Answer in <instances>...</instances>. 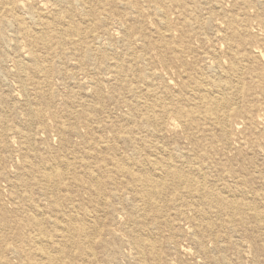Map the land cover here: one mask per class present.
Wrapping results in <instances>:
<instances>
[{"label": "rangeland", "instance_id": "1", "mask_svg": "<svg viewBox=\"0 0 264 264\" xmlns=\"http://www.w3.org/2000/svg\"><path fill=\"white\" fill-rule=\"evenodd\" d=\"M0 1V16L17 1L14 12L6 16L7 25L1 26L0 39L2 240L14 245L9 238L17 222L30 214L23 202L26 197L47 216L62 218L60 209L50 211L45 193L60 202L63 211L73 203L90 212L95 223L88 232L98 229L89 234L88 256L71 248L60 264H138L127 240L132 231L140 235L142 225L149 227L157 261L145 252L148 256L141 264H255L256 259L264 264V61L256 56L264 58V0H165L167 31L162 15L148 0H135L139 3L125 9L117 0ZM227 32L231 38L222 39ZM31 55L40 64L33 63ZM234 56L245 60L232 70ZM35 67L43 70L35 75L31 69ZM225 74L230 76L227 80L217 76ZM199 77L204 90L225 84L223 92H200L193 84ZM218 99H225V107L211 109L209 102ZM138 100L156 101L166 108L161 127L143 123L144 109L135 105ZM177 110L200 119L185 125L189 118L179 117ZM206 113L217 120H203ZM95 142L99 147H92ZM157 148L180 156L178 161L199 164L206 178L194 175L193 183L216 189L222 200L200 204L196 194H180L183 187L175 191L168 182L164 195L152 198L154 206H144L129 175L112 173L109 163H122L124 157L144 160ZM63 158L70 167L58 163ZM44 162L49 163L48 174L58 190H40ZM87 170L102 185L103 196L87 190L91 183L84 176ZM74 175L79 182L73 181ZM20 198L21 210L15 212ZM233 199L262 212L263 225L252 222L248 207L242 218L234 209L223 208L225 200ZM133 219L138 225H129L134 229L126 224ZM208 223L213 229L202 232ZM198 236L205 255L199 252ZM216 238L221 243L214 244ZM143 246L147 250L146 239ZM6 258L4 262L0 256V264L18 262Z\"/></svg>", "mask_w": 264, "mask_h": 264}, {"label": "bare ground", "instance_id": "2", "mask_svg": "<svg viewBox=\"0 0 264 264\" xmlns=\"http://www.w3.org/2000/svg\"><path fill=\"white\" fill-rule=\"evenodd\" d=\"M81 1L82 2H88L90 0H81ZM117 1H119V5L121 6V8H124V7H132V5H135V2H136L135 0H117ZM142 1L143 0H141V2ZM148 1H150V3H152L151 4V8L154 7L153 8L154 11H158L162 15V28L164 29V31H167L168 28L170 27V22L165 17V11L162 9L165 0H148ZM1 2L2 1H0V4H1ZM15 2H17V1H15ZM14 3L13 2L10 3L11 5H8V7L11 6V9L6 10L4 12V15L0 16V39H2V37H3L2 36V31H1V26L3 24H6L7 25V23H6V16L9 13L12 14L14 12V9L12 7V5ZM77 3L78 2H76L75 4H77ZM136 3H139V2H136ZM116 5H117V3H116ZM119 5L117 6V9L120 7ZM138 5L139 4H137L136 7ZM147 6H148V4H147ZM104 8L105 7H103V9ZM112 8H110V9H112ZM120 10L121 9H119V11ZM135 10L136 9L133 8L132 12L135 11ZM144 14H145V12H144ZM117 15H119V14H117ZM44 17L45 16H43V18ZM30 20L32 21V19H30ZM220 22L222 23L221 19H220ZM123 28H125V27H123ZM123 31H125V30L123 29ZM68 32L71 33V34L76 33V32H73L72 29L71 30H68ZM169 36L167 34H163V38H166V37H169ZM231 36H232V34L229 35L228 32L227 33H223V35H222L223 38L222 39H228V37L231 38ZM98 43H99V41H98ZM228 45H230V44H228ZM23 46H24V44H23ZM106 46L107 45H105L103 43H100V47L101 48L106 49ZM73 48H76L75 45H73ZM256 56H258V58H260L262 61H264L263 60L264 58L261 57L260 54H257ZM84 57H86V54H85ZM114 58H115L114 60L116 61V57H114ZM31 60L36 65L40 64V61H39L38 57L35 56V55H31ZM244 60H245L244 57H241V58H237L235 56L232 57V59H231V67H232V70H234L235 68H237V66L239 65V63L242 62V61H244ZM35 68H37V67H35ZM35 68H31L33 70L32 73H34L35 75L38 74L39 72H41L43 70L42 68H39V67L37 69H35ZM209 69H210V73L213 74L215 70H212L211 68H209ZM15 70H16V67H15ZM21 70H20V72H21ZM15 72H17V74H18V70H16ZM158 72H159V70H158ZM171 72H173V71H171ZM157 74H160V73H156V75ZM164 76H165V74H164ZM217 76H218V78H221V79L223 78L225 80H227L230 77L229 75H226V74L223 75V77H221L219 75H217ZM263 77H264V73H263ZM17 78H19V77H17ZM238 78H236V79L238 80ZM199 79H202V78L199 77V78L194 79V81H193L194 83L193 84H195L197 86V88L200 89V92L202 91V92H205V93L206 92H208V93H215L217 91L218 93L219 92L221 93V91L223 90V87L225 86V84H218L217 86H215V90L214 91H212V90H210V91L209 90H204V87L202 85L203 82H204V80H201L200 81ZM71 81H72V79H71ZM71 83H73V82H71ZM148 97H150V96H148ZM199 99H202V98H199ZM224 100H222V99L219 100L218 99L217 101L209 102L210 103L209 104L210 105V108L213 109V108L221 107V106H224L225 107V101ZM206 101H209V100H206ZM206 103H208V102H206ZM135 105L136 106H141L144 109L143 110L144 113L142 115V121H143L144 124H148V125L156 126V127H161V125H163V118H165L166 115H168V111L166 110V108L163 105H161L160 103H157L156 101H151V102L148 103L147 101L145 102V100L143 102L140 101V100H138V101H135ZM234 106H235V104H234ZM211 111H209V112H211ZM226 111H228V110H226ZM176 113L181 118L184 117V116H186L187 118H189L186 121L185 125H187V124L190 125L194 121H198L200 119L198 117V115L195 116V114L194 113H191V112H183V111L177 110ZM200 113L202 114V111ZM4 114H5V112H4ZM211 114H212V112H211ZM211 114L206 113L201 118H203V120H205V121L215 122L217 120V118L215 119V117H213ZM128 115H130V114H128ZM133 119H134V117H133ZM258 120H260L259 117H258ZM246 124H248V123H246ZM170 125H172V121L169 122V126ZM237 131H235V132H237ZM157 132H158V129H157ZM223 137H226V134H225L224 131H223L222 138ZM117 139L118 140H123V137L122 136H120V137L118 136ZM83 143H84V141H83ZM99 143L100 144H103L104 141H100ZM99 143H96V144L92 145V147H99ZM228 146H230V145H228ZM82 149H84V148H82ZM178 152H180V151H178ZM179 157H176L175 155H172L170 152L165 151L164 149L157 148V149H155V150H153V151L150 152V157L149 158H146L144 160H139L137 162H134L131 158L124 157L122 163H119L117 161H113V162L109 163V165L111 167L110 171L112 173L117 174V175H121V174H124L125 173L126 175H129V178H130L132 184L136 187V190H137V193H136L137 200L142 201L143 204H144V206H147V205L148 206H151V207L154 206V204L152 203V198H159L162 195H164L165 190L167 189L166 188V185H167L168 182H170L172 184L173 189L175 191L177 190V188L179 186H182L183 189H184V191H182V193L180 192V194H185V195H191L193 193L196 194L198 196V200L197 201L200 204L202 203V201L207 205V204L211 203V201H213L214 199L215 200H222L221 197L219 196V194H216V192H214V191H216V189H207V190H205L204 184H203V186L201 184L199 186V185H195L193 183L192 176H194V175L197 176V177H199L200 179H202V181L205 180L206 175L203 172L202 167L199 164H197V163H192L191 160H188V159H187L186 162H183L182 160H181L182 162L181 161H178ZM188 157H190V155ZM159 159H162V160H159ZM58 163L60 165H62V167H66V168L70 167V164H69L68 160L65 159V158L59 159L58 160ZM176 163H178V164H176ZM41 164H43V166H42V180H43V182H41V184H40V190L41 191H45L48 187H52L53 189L58 190L59 189V185L56 183L55 180L50 179V177H49V174H48V170H49L48 168H50L48 166L49 163L48 162H44V163H41ZM23 166L26 167L27 165H23ZM84 176H85V178H87V181H90L91 182V183H89V186L90 187H87V190L88 191H91L92 194L95 195L96 197L97 196L100 197V196H103L105 194V190L103 189V191H102V185L99 182H95L97 177L96 178L94 177V173L92 171L87 170L85 172ZM73 181L76 182V183L79 182L80 181V177L74 175ZM232 181L234 182V180H232ZM243 188H244V186H243ZM225 189H226L225 187H221L220 188L221 191H225ZM225 194H227V193H225ZM111 196H113V195H111ZM115 196H113V197L115 198ZM230 196L231 195H229L227 198H229ZM44 197H46L45 201L47 202V205L49 206V208H51L50 211H52L53 208H56V209H53V210H59L60 209V212L59 213L63 212L62 215H61L62 218L58 219V218H56L57 216H55V217L54 216H51V215L50 216H47V211L45 209H43L38 203H34L33 201H31V198L30 197H26L25 201H23V202L25 203V206L29 209L30 214L25 218V220L22 221L23 223L20 221L21 219L17 222V224H16L17 229L15 230V233L12 234V237L9 238V240H12L13 242H15L14 245H9V243H7V240L5 239V237L3 238L4 240H2L0 238V256H2L4 262L7 260L6 256H11V257H13L14 259H16L18 261L16 264H21V262H22V264H60V262L64 259V257H66V254L68 253L69 249H71V248H76V250H78V252H80L84 257L88 256V250L91 249L90 248V243H89V241H90L89 240V234L91 235L93 233H97L98 232V229L96 231L92 232V233H89L88 232V229H91L92 223H95V221H94V218L95 217H93L90 214V212H88L86 210H83V209H81V208H79L77 206H74L73 203L70 204L71 206L67 207V210L65 209V211H63L62 206H61L62 204H60V202H58L57 200L53 199L52 197L46 196L45 193H44ZM233 197H234V195H233ZM237 197H238V194H237ZM256 198H258V197H256ZM127 199H125V201ZM229 199H232V197L229 198ZM250 200H252V199L250 198ZM177 206H178V204H177ZM247 207L249 208V206H247V204L239 203V202L235 201L234 199L233 200H228V201L225 200V202L223 203V208H231V209H234L233 211L237 212V214L240 215L241 218L243 216L245 217L246 212L248 211ZM251 209L249 208V210L251 211V214H250L249 218L258 227L262 226L263 225L262 224V212H259L258 210H255V209L254 210L253 209L251 210ZM20 210H21V198H20V202H17L16 203V210H15V212H19ZM239 220H241V219H239ZM129 223H132V224L134 223L135 225H138V224L135 223V220L134 219L133 220H128V222H126L127 225H129ZM1 227L2 228L6 227V223H2L1 224ZM134 227H133V225L130 226V228H132V229H134ZM148 228H149L148 226L142 225L141 228L139 229L140 235H136V234L133 235L132 234L133 231L128 234V240L127 241L131 245V247L135 250L134 253L136 255V260H137L138 264L139 263L141 264V262L143 261V258L144 257H147L148 255H149L148 256L149 258H151V259L153 258V261H155V262L157 261L156 244H155L154 240L152 239V237L149 236L150 235L149 234L150 231H149ZM203 229H207V230L206 231H202V232H208V231H211L213 229V227L208 223L207 227H205ZM199 231H200V229H199ZM197 238H196V242H197V244L199 246V252L202 255L203 254L205 255L206 254V250H205V246L203 244V241L199 238V236ZM143 239H146L147 240V250H144ZM213 242H214V244L217 245V243H221V240L218 239V238H216V239L213 240ZM260 244H262V243H260ZM145 252H147L148 255H146ZM257 253H260V251H258ZM144 259H146V258H144ZM159 261L157 263H159ZM254 261H255V264H257V259L254 260Z\"/></svg>", "mask_w": 264, "mask_h": 264}]
</instances>
